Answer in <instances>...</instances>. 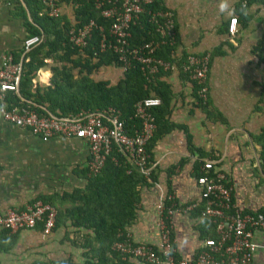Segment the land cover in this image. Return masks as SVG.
Masks as SVG:
<instances>
[{
  "label": "crops",
  "instance_id": "1",
  "mask_svg": "<svg viewBox=\"0 0 264 264\" xmlns=\"http://www.w3.org/2000/svg\"><path fill=\"white\" fill-rule=\"evenodd\" d=\"M162 1L173 14L178 55L208 54L210 59L211 51L220 48V55L209 60L206 86L209 104L225 122L210 120L196 106L190 82L177 69L168 70L162 80L172 92L167 119L174 127L151 150L155 181L138 188L135 217L125 231L134 243L157 247L156 205L171 195L179 209L170 217L175 257L189 261L205 239L215 236L197 210L181 211L190 204L195 209L203 206L196 177L204 161H213L215 168L224 173L231 187V201L237 208L253 213L264 209V165L258 160L260 147L254 141L264 129V62L252 52L260 37L264 9L251 5L247 10L250 20L245 25L237 21V32L230 36L229 20L237 0H212L213 5H199L197 0ZM15 8L12 1L0 0V64L5 54L20 50L27 37L24 20ZM43 70L47 74L41 79ZM38 74L39 80H47L49 70L43 68ZM120 77L121 74L117 78ZM88 158L83 140L54 136L44 142L0 116V214L24 210L40 197L62 204L59 208L69 207L60 199L63 194L84 189L86 175L89 176L88 171L85 174ZM87 233L71 227L69 222L49 235H44L39 225L16 232L0 229V264H54L67 260L83 264L84 250L72 241L78 242ZM252 240L257 249L251 264H264V231L253 232ZM54 252L60 254L58 259Z\"/></svg>",
  "mask_w": 264,
  "mask_h": 264
},
{
  "label": "trees",
  "instance_id": "2",
  "mask_svg": "<svg viewBox=\"0 0 264 264\" xmlns=\"http://www.w3.org/2000/svg\"><path fill=\"white\" fill-rule=\"evenodd\" d=\"M10 1L16 7V13L24 20L27 37L37 35L40 42L26 53L21 49L10 52L13 61L20 63L21 74L18 92L7 96L8 104L15 105L22 100L38 114L56 116H66L82 109L99 111L113 107L124 119L127 132L132 134L139 126V121L133 116L135 104L147 97H158L161 104L149 111L155 124L154 133L146 145V151L151 155L156 141L174 127L167 119L170 114L172 92L170 86L162 80L168 71L160 68L158 73L147 75L139 63L130 60L116 83L94 80L92 75L99 69L110 66L121 69L122 66L118 55L111 48L107 46L103 51L98 48L100 35L103 33L108 36L111 21L103 18L100 11L94 8V0H73L71 13L62 11L58 17L40 14L44 8L39 0ZM253 4L264 9V0H237L233 8L237 21L245 25L250 20L251 16L247 10ZM166 11L169 9L162 0H153L151 4L143 6L138 19L129 28L128 46L134 47L161 39L160 34L156 32L155 22L159 23L160 19L153 18V15ZM89 20L94 21L96 28L92 30L83 47L74 46L69 41L70 29L81 27ZM262 20L260 37L252 50L253 53H258L260 62H264L260 57L264 50V17ZM174 32L175 44L159 46L154 57L175 65L180 76L190 82L196 106L204 111L210 120L224 123L225 119L211 107L207 98L205 102L198 98L197 84L189 80L188 74L182 71L181 64L187 54L176 53L175 25ZM220 53L219 47L214 48L210 53V59ZM43 68L49 70L47 80H39L38 73ZM46 74L47 72L43 70L40 73L41 79ZM254 141L260 147L258 160L264 165V129ZM149 163H152L151 159ZM154 179L153 169L149 180L146 179L115 146H112L111 153L106 157L99 173L95 176L86 175L87 183L84 189L63 194L60 200L69 207L59 208L62 204L42 197L34 201L41 200L55 208L54 229L69 222L71 227L89 232L78 242L72 241L73 245L84 250L83 264H124L119 255L111 250V246L118 240V233L125 231V227L135 217L136 205L139 202L138 188L151 185ZM202 209L203 206L194 210L200 214ZM260 212H264V209ZM54 264L73 263L67 260Z\"/></svg>",
  "mask_w": 264,
  "mask_h": 264
},
{
  "label": "built area",
  "instance_id": "3",
  "mask_svg": "<svg viewBox=\"0 0 264 264\" xmlns=\"http://www.w3.org/2000/svg\"><path fill=\"white\" fill-rule=\"evenodd\" d=\"M43 6L40 14L58 17L64 8H71L73 0H39ZM153 0H94V8L100 15L111 21L108 36L100 35L98 48L103 51L111 48L121 62V71L133 60L141 65L147 75L176 69L175 65L163 62L154 57L155 51L161 45L175 44L174 21L172 12H157L156 32L161 39L138 46H128L129 28L136 22L143 6ZM96 24L89 20L86 24L69 31V41L79 48L83 47ZM101 31V29H100ZM237 32V18L229 20L228 34L234 36ZM109 37V38H108ZM40 42L37 35L25 37L21 50L28 52ZM209 68V55L187 54L181 64L183 72L197 86L198 98L203 102L207 98L206 75ZM21 65L14 62L10 53L2 57L0 64V116L16 127L25 128L46 142L54 136L76 138L85 141L88 150V175L95 176L102 169L106 157L111 153L112 146L117 148L126 160L140 174L149 180L152 172L150 155L146 145L151 139L155 124L150 109L158 107L161 102L158 97H147L134 106V118L139 126L129 134L120 112L107 107L99 111L79 110L66 116L38 114L28 103L20 100L17 104H8L7 96L18 92ZM34 82V81H33ZM196 184L200 190L203 209L200 218L213 228L215 236L205 239L192 260L176 259L174 257V241L171 236L170 217L176 210L172 196L163 197L156 205L158 218L156 226L159 232L157 247L134 243L128 232L118 233V240L111 246L124 264H134L132 260L147 264H251L257 245L252 240L253 232L264 231V212H244L231 201V187L227 178L213 161H204L199 168ZM195 209L190 204L181 209L188 213ZM56 210L41 200L27 205L24 210H8L0 214V229L10 232L32 230L38 225L41 232L49 235L55 224Z\"/></svg>",
  "mask_w": 264,
  "mask_h": 264
},
{
  "label": "rangeland",
  "instance_id": "4",
  "mask_svg": "<svg viewBox=\"0 0 264 264\" xmlns=\"http://www.w3.org/2000/svg\"><path fill=\"white\" fill-rule=\"evenodd\" d=\"M198 4H207L208 2H210V5H213L214 4V1L212 0H197ZM263 9V8H262ZM66 10L65 13H68L70 14L71 11H70V8H64V11ZM261 33V32H260ZM260 57L261 58H264V51L260 54ZM260 65L262 66V63H260ZM264 67V66H263ZM45 70H48V68H45ZM263 71H259V74L260 76L262 75ZM50 74V73H49ZM121 74V71L120 69L118 68H114L112 66L110 67H103L101 69H99L96 73H94L92 75V78L94 80H107L109 82H111V84H114L115 83V79ZM118 79V78H117ZM261 79V77H260ZM117 81V80H116ZM114 82V83H112ZM55 254V259H58L60 254L58 252H54Z\"/></svg>",
  "mask_w": 264,
  "mask_h": 264
},
{
  "label": "clouds",
  "instance_id": "5",
  "mask_svg": "<svg viewBox=\"0 0 264 264\" xmlns=\"http://www.w3.org/2000/svg\"><path fill=\"white\" fill-rule=\"evenodd\" d=\"M224 7H225V6H224V5H222V6H221V10H224Z\"/></svg>",
  "mask_w": 264,
  "mask_h": 264
}]
</instances>
